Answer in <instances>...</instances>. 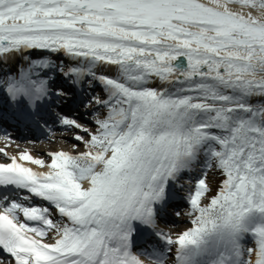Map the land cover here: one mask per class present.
Returning <instances> with one entry per match:
<instances>
[{"label":"snow or ice","instance_id":"6c2138e0","mask_svg":"<svg viewBox=\"0 0 264 264\" xmlns=\"http://www.w3.org/2000/svg\"><path fill=\"white\" fill-rule=\"evenodd\" d=\"M0 141V264H264V0H0Z\"/></svg>","mask_w":264,"mask_h":264},{"label":"bare ground","instance_id":"6f19581e","mask_svg":"<svg viewBox=\"0 0 264 264\" xmlns=\"http://www.w3.org/2000/svg\"><path fill=\"white\" fill-rule=\"evenodd\" d=\"M67 135H61L60 137H57L56 139L52 140L51 142H49L48 146H43V145H27V144H11L8 146L7 148V152H9L10 154H16L19 151L22 150H28L30 152L31 155H33L34 157H38V158H42L47 162L49 161V157L47 155H45V153H49L52 151H58V150H65V151H69L72 148L73 143H75V141L73 140H66L64 137ZM59 138V139H58ZM18 145V147H17ZM0 147H5V144L3 141H0ZM5 157L0 154V161H4ZM29 166L33 167L34 169L38 170V171H47L46 167H41L39 165H34V164H30ZM46 168V169H45ZM187 227L184 226L182 228ZM181 230V229H179Z\"/></svg>","mask_w":264,"mask_h":264},{"label":"rangeland","instance_id":"374dc122","mask_svg":"<svg viewBox=\"0 0 264 264\" xmlns=\"http://www.w3.org/2000/svg\"><path fill=\"white\" fill-rule=\"evenodd\" d=\"M54 140V139H53ZM49 142H51V141H49ZM49 142H47V143H44L45 144V146L47 145L48 146V144H49ZM211 176H212V178H213V184L215 183V178H216V174L215 173H211L210 174ZM185 219L184 220H182V223H181V225H184V226H189L188 225V223L186 222L187 221V218L186 217H184Z\"/></svg>","mask_w":264,"mask_h":264}]
</instances>
